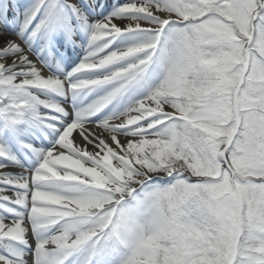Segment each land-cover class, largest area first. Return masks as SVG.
Returning a JSON list of instances; mask_svg holds the SVG:
<instances>
[{
    "label": "snow or ice",
    "instance_id": "obj_1",
    "mask_svg": "<svg viewBox=\"0 0 264 264\" xmlns=\"http://www.w3.org/2000/svg\"><path fill=\"white\" fill-rule=\"evenodd\" d=\"M0 264H264V0H0Z\"/></svg>",
    "mask_w": 264,
    "mask_h": 264
}]
</instances>
